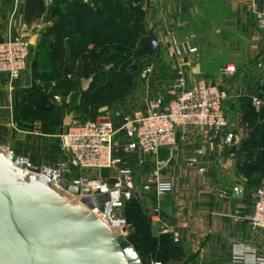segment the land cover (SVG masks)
Here are the masks:
<instances>
[{"label":"crops","instance_id":"0c3cea01","mask_svg":"<svg viewBox=\"0 0 264 264\" xmlns=\"http://www.w3.org/2000/svg\"><path fill=\"white\" fill-rule=\"evenodd\" d=\"M27 1L20 0L16 11L13 1L3 4L0 9V40L16 36L27 28L32 50L37 55L43 54L46 61L38 72L54 74L55 89L63 65L60 55H54V44L59 41L62 43L60 51H65V56L72 58L73 49L90 37L103 40L101 42L128 38L133 39L136 46L144 39L158 38L162 53L172 69L175 60L169 37L182 39L191 33L199 37L197 41V37L193 36L198 52L189 59L187 67L190 85L201 80L218 84L221 82V71L229 62L221 57L206 56L201 45L203 34L213 25L237 29L246 44L235 46L232 39L231 44L225 47L240 55L235 59L240 69L239 77L226 86L229 93L227 105L230 107L242 99L252 104V99L258 96V86L264 80L255 78L252 65L248 64L264 59V31L258 27V16L264 15V0H43L44 14L29 25L24 16ZM86 9L87 14L83 17ZM138 12H141L139 18ZM128 15L130 21L123 34L119 26ZM83 80L87 79L78 83L82 88ZM33 83L30 69L14 83L7 76L0 75V147L36 168H55L65 159L58 134H38L36 130H41L40 125H35L31 132L20 131L14 125V93L18 89L33 87ZM119 102L114 104L119 114L116 119L113 118L119 127L124 116L144 109V104L138 106L136 102ZM123 105L125 109L121 108ZM105 111L100 110V117L106 115ZM202 146L207 148V158L200 163L201 167H205V173L199 172L198 168L186 167L188 160ZM225 155L219 152L216 143L206 145L205 135L192 129L173 154L163 149L156 157L138 153L130 160L136 178L135 198L140 200L152 223L163 224L159 238L172 236L171 232L178 224H186L178 246L183 251L184 262L188 264H235V255L241 249L264 254V232L253 230L244 219L250 210L255 187L263 186L264 182H228L220 164L234 163L240 153L227 158ZM160 162L166 163L161 177L172 186L170 192L162 195L155 189L145 190ZM156 207L161 211L158 217L154 216Z\"/></svg>","mask_w":264,"mask_h":264},{"label":"built area","instance_id":"2783aa9c","mask_svg":"<svg viewBox=\"0 0 264 264\" xmlns=\"http://www.w3.org/2000/svg\"><path fill=\"white\" fill-rule=\"evenodd\" d=\"M11 1L14 2L16 11L20 0H2L0 9L4 3ZM258 27L264 31V15L258 16ZM194 40L193 36L182 39L169 37L176 69L175 78L164 94L146 98L144 109L124 116L120 127L109 115L98 122H73L57 136L65 159L55 168L42 169L52 175L55 181H68L72 188L89 190L93 195H109L104 211L96 208L93 213L127 239L132 235L133 229V225L126 219L125 207L135 198L136 178L130 166L134 155L141 153L156 157L163 149H168L173 154L192 129L205 135L206 145L216 143L222 153L234 149L239 143L240 136L228 131L226 113L229 101L226 86L228 82L238 78L239 70L229 64L222 69L221 82L218 84H208L201 80L190 85L188 62L198 52ZM151 46L154 50L162 49L158 38H152ZM31 57L32 43L27 28L16 36L0 40V75L7 76L11 83L16 82L29 68ZM252 69L260 78L264 74V59L254 63ZM252 106L255 111L260 112L264 103L256 96L252 99ZM36 133L39 134L40 129ZM218 138L221 140L217 141ZM206 158L207 148L202 146L188 160L186 167L198 168L199 172L205 173L206 169L200 163ZM158 164L159 167L152 174L145 190L155 189L162 195L170 192L172 186L161 177V170L166 163ZM251 199L250 210L244 219L253 230L264 232V188L256 190ZM160 212L156 207L154 216H160ZM185 227L186 224H178L171 232L177 245L181 244V231ZM234 263L264 264V254L259 255L252 249H241L236 253Z\"/></svg>","mask_w":264,"mask_h":264},{"label":"rangeland","instance_id":"374dc122","mask_svg":"<svg viewBox=\"0 0 264 264\" xmlns=\"http://www.w3.org/2000/svg\"><path fill=\"white\" fill-rule=\"evenodd\" d=\"M125 20H130L129 15L126 16ZM133 24L135 23L133 22ZM188 36H195L198 41L199 35L197 36V34L191 33L183 38ZM132 40L128 38L123 39L124 43H121V46L126 48L125 54L124 52H112L106 56L96 55V57L91 60L90 65L93 74L87 79H92L93 82L89 91L85 92L80 85L77 87L76 91L82 96L85 94L93 95L108 81L111 82L113 87H117L120 85L121 81L123 82L129 77H133L134 85L132 91L124 99L120 100L119 104H124L126 102H130L131 104V102H136L138 106H142L146 98L157 97L164 94L170 82L175 78L174 71L176 69V61L171 69L170 66H168L169 61H166L162 50H155V56L147 57L139 52L138 46H136ZM101 41L97 38L93 39L90 37L86 38L84 42L79 43L77 46H79V48L84 47L86 49L90 48L88 50H92L97 48V46L100 45L99 42L102 43ZM195 41L194 46L197 48ZM201 41L206 56L211 58H224V60L229 62L225 66L229 64L234 65L240 71L235 60L240 55H237L238 53L235 51L233 52L225 48L228 47L231 42L235 46L239 44L246 46V44L242 42L241 35L237 29L213 25L206 29V33L203 34ZM100 46L99 50L102 51V44ZM43 57V54L37 55V53L32 50V57L27 70L29 71L30 69L32 72L34 83L33 87L18 89L14 93V125H16V127L19 125V130L23 132H31L35 125H40V133H42V135L51 136L54 134L60 135L69 128L66 126L67 120H70L72 124L75 121H91L93 114H85V105H83L88 95L84 96L83 100L80 97L78 101L75 100V102H73L69 93L60 91L58 88L55 89L54 81L56 77L54 78V74H41L38 72L41 64L46 62ZM129 57H131L133 63L131 66H125V62ZM257 61L248 64L253 66ZM242 62H244V60H242ZM251 71L255 78L259 76L253 69H251ZM262 78L264 79V74L261 75L260 79ZM262 84H264V80ZM259 87L260 86H258V88ZM106 95L107 93L102 94V96ZM258 97L264 103V94ZM58 99L61 101L59 102ZM116 104H118V102ZM115 105L113 104L109 107L102 108L106 110L104 115L106 114L116 119L115 117L118 116L117 114H119V112L117 113L115 110ZM96 106H99V103ZM125 107L126 106L123 105L121 108L125 109ZM248 107L249 103L245 99L238 100L235 105L230 107L226 104L228 131L238 134L240 137L238 145L234 149L226 152L225 158L236 154L242 149H249L251 153L253 150L258 149L256 146H259V148L260 146H264V118L262 119L264 116V108L260 112L254 110L256 118L250 119L247 112L249 109ZM111 114L115 116L113 117ZM102 117L103 116L97 119L96 122L100 121ZM256 134H258L257 139H254ZM263 154L264 152L258 150L256 159L259 160V158L263 157ZM246 160V154L240 153L238 160L234 163L229 162L227 164H220V166H222V172L228 182H254L255 176L251 174L252 165L247 164ZM255 188V190H258L264 188V185H259V187ZM141 205L140 203L137 207L127 205L126 213L127 218L130 220V224L136 225V223L133 222L136 221L135 219L143 221L142 224H139L138 236L132 239V243L137 249L142 263L183 264V251L172 236H163L158 242L152 240L151 230L148 225L150 219ZM131 219L133 221H131Z\"/></svg>","mask_w":264,"mask_h":264},{"label":"water","instance_id":"95a60500","mask_svg":"<svg viewBox=\"0 0 264 264\" xmlns=\"http://www.w3.org/2000/svg\"><path fill=\"white\" fill-rule=\"evenodd\" d=\"M91 83L83 80L85 92ZM108 201L0 147V264H143L132 243L93 213ZM162 227L151 224L153 239Z\"/></svg>","mask_w":264,"mask_h":264},{"label":"trees","instance_id":"16d2710c","mask_svg":"<svg viewBox=\"0 0 264 264\" xmlns=\"http://www.w3.org/2000/svg\"><path fill=\"white\" fill-rule=\"evenodd\" d=\"M45 12V7L43 0H28L26 4V9L24 12L25 16V21L26 24H31L34 20H38L42 17V15ZM83 13V12H82ZM141 14V12H138ZM85 14H87V9L85 10V13L82 14L83 17H85ZM138 14V15H139ZM140 17V15H139ZM130 21V20H128ZM128 21H122L121 26H119V29L122 31L124 34V31L127 29L128 26ZM140 21V20H139ZM127 23V24H126ZM126 24V26H125ZM85 24H82L81 26H84ZM125 26V27H123ZM151 40L152 38H147L141 41L138 45L139 52L144 53L145 55L149 56H155V51L151 47ZM121 43H124L121 40L117 41H112L108 40L105 42H102L99 44L103 46L102 51L99 50L101 47L100 45L97 46V48H94L93 50H88L86 48H79L76 47L73 49V56L72 58H67L65 56V51H60V48L62 46V43L59 41L58 44H54V55H60V61L63 63L61 66L62 73L60 75V80L58 83V90L64 91L70 94L71 98L73 99V102L75 100L78 101V99L81 97L82 100L84 96H87L86 102L83 104L84 106V112L85 114H90L92 113L91 121L95 122L97 119L100 117V110L104 107H109L120 100H122L124 97H126L130 92L132 91L133 85H134V79L133 77H129L128 79L124 80L123 82L121 81L119 86L113 87L111 85V82L108 81L102 88H99L97 92H95L93 95L85 94L81 95L79 94L76 89L79 86V81L82 79H89L92 76V71H91V60L96 57V55H109V53L112 52H124L126 53V48H123L121 46ZM132 60L131 57L127 59L125 62V66H131L132 65ZM136 70V69H135ZM137 71V70H136ZM73 73V74H72ZM72 75V79H69V76ZM260 87L258 88V96L261 94H264V84H260ZM103 93H107L106 96H102ZM248 101V100H246ZM99 103V106H96ZM249 103V109L247 110L248 116L250 119L256 118V114L254 112V109L252 108V104L250 101ZM264 116L262 117V119ZM19 127V125H17ZM258 134L254 136V139H257ZM258 149L253 150L251 153L249 149L241 150L238 153H244L247 156L246 163L252 165L251 167V174L255 176L254 184L264 182V154L262 155L263 157L259 158L257 160V151L260 150L264 152V146H256ZM139 203L141 205V202L138 198H133L130 202L126 204L129 206H134L137 207L139 206ZM142 207V205H141ZM143 208V207H142ZM125 216L128 222L130 223V220L127 218V213H126V207H125ZM136 221H131L135 222L136 225H133V228L136 229V233L132 234L129 238V241L132 243V239L137 237L139 234V224H142L143 221H140L138 219H135ZM140 221V222H139ZM151 224L152 222L149 220L148 225L151 230ZM151 238L154 242L160 241L162 237L158 239H153L152 233H151ZM133 245V243H132ZM134 246V245H133ZM135 247V246H134ZM136 249V248H135ZM137 250V249H136ZM187 262H183V264H186Z\"/></svg>","mask_w":264,"mask_h":264}]
</instances>
